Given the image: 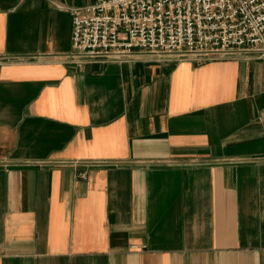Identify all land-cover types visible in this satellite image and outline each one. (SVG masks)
<instances>
[{
	"label": "crops",
	"instance_id": "crops-1",
	"mask_svg": "<svg viewBox=\"0 0 264 264\" xmlns=\"http://www.w3.org/2000/svg\"><path fill=\"white\" fill-rule=\"evenodd\" d=\"M97 1L0 0V264H264V61L78 65Z\"/></svg>",
	"mask_w": 264,
	"mask_h": 264
},
{
	"label": "built area",
	"instance_id": "built-area-1",
	"mask_svg": "<svg viewBox=\"0 0 264 264\" xmlns=\"http://www.w3.org/2000/svg\"><path fill=\"white\" fill-rule=\"evenodd\" d=\"M70 12L78 65L141 53L264 61V0H98Z\"/></svg>",
	"mask_w": 264,
	"mask_h": 264
}]
</instances>
